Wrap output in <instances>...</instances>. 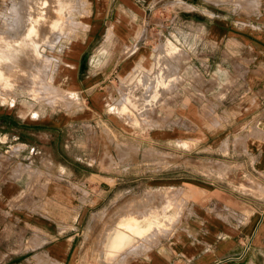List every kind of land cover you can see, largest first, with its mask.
Here are the masks:
<instances>
[{
	"label": "crops",
	"instance_id": "0c3cea01",
	"mask_svg": "<svg viewBox=\"0 0 264 264\" xmlns=\"http://www.w3.org/2000/svg\"><path fill=\"white\" fill-rule=\"evenodd\" d=\"M167 4L92 0L93 30L71 42L57 72L79 104L37 111L0 103V264H264V15L217 12L202 33H164ZM182 10L192 26L195 9ZM170 47L180 55L165 57ZM161 60L179 77L172 92L161 77L162 125L135 127L119 107L140 77L151 84ZM91 127L97 143L87 152ZM122 140L130 151H171L173 163L154 164L187 173L150 176L151 160L132 156L119 175ZM151 187L184 193L179 221L145 253H129L131 244L109 255L108 238L91 233L97 204Z\"/></svg>",
	"mask_w": 264,
	"mask_h": 264
},
{
	"label": "rangeland",
	"instance_id": "374dc122",
	"mask_svg": "<svg viewBox=\"0 0 264 264\" xmlns=\"http://www.w3.org/2000/svg\"><path fill=\"white\" fill-rule=\"evenodd\" d=\"M19 1L21 0H0V41L1 35L9 34L1 32L2 30H5V27L7 25L6 18H12V15L9 14L10 10L15 6L14 4ZM91 1L92 0H65V13L68 20L64 24L63 33H57V38L53 40V45L49 46L46 53L45 51H43L44 54H47L50 58V67L52 71L50 79L58 86H60V79L59 76H57L59 75L57 74V72L60 68L59 66L63 65V60H66L65 53L68 51L71 42H73L74 39L77 38L79 33H84L86 31L92 32L93 30L92 26H90L91 23L89 21V18L93 14ZM170 1L171 4H167L165 6V10L162 12L165 17L163 21V25L165 27L164 33H202L204 29L203 24L206 19H208L207 15H209V17H215V15H217V12L231 11L233 15L239 18L249 17L251 15L262 17L264 15V0H204V4L196 6L188 3H183L182 0ZM180 9H195L193 13H197L198 20H194L195 23H192L191 26V20H189V18L184 15V10H182L181 12L179 11ZM176 13H178V17L180 16V18L175 16ZM152 26H154V24ZM175 50H171V47L167 49V54L165 55V57L170 59L174 55H180L181 51L178 49L175 53ZM181 55H183V53ZM161 62L162 63L157 65L156 70L154 69L155 71H153L152 74L147 77L152 81H150L151 84L146 85L143 78L140 77L136 85L130 90L127 96V98H130V101L133 100V98L137 97V95L140 97H144L143 100H148L149 96L146 97L144 94L147 90H149V94L151 95V97L152 95H154L153 101H145L144 103L141 102L142 100L137 101L140 108L139 111L134 110V115H132V112L128 111L129 115L132 116V123L135 127L140 125L156 127L162 125L155 118V114L158 109L157 106L159 104V102L157 101V98L160 94L159 90L166 85V83L161 80V77L164 80L166 79V81L169 83L166 88L171 90L172 92L174 73L172 72L173 66L170 64L169 60H161ZM31 71L32 69H28V73ZM178 78L179 77H177L176 79ZM27 83L28 79L24 78L20 79L17 84L11 88L12 90L10 88H7L8 91L11 90L9 91V96H4L6 97V99L2 100V95L0 94V103L6 105L7 103H12V101H18V103H24L26 108L31 105L37 106V111H39L40 109L44 110L46 106H48L49 109H57L72 108L75 105L79 104L78 100L76 99L75 93L71 91L67 92V90L65 91L64 88V94L66 93L69 98L65 97L64 99H61L54 95L53 97H55V99L53 98V100H46L47 93L41 92L39 93L40 95H38L27 91ZM154 85L158 86V91L151 94ZM49 94L50 93H48V95ZM130 101L128 102L129 105H131ZM123 103H121V105H123ZM119 109L121 112H127V110H123L122 107H119ZM138 113H140V117L137 116ZM94 131L95 130L93 129V127H91L88 138L87 136L86 139L84 138V140H86L85 149L87 150V152H89V149L93 151V148L97 143V138ZM136 137L138 136H135V138ZM127 141L122 140V143L118 141L119 143L117 146V151L115 150L119 161V175L126 173V167L122 163H124L128 157L132 156L134 157L135 163H140L143 158H149L151 160L149 168L146 166V168L144 169L145 172H147V170L149 169L150 176H177L187 173V171H184L183 169L178 171L173 170V164L169 166H158L154 164V162L157 161L159 157L164 158L169 163H173V154L170 153L171 151L166 150L165 153L158 152V149H153V147L155 146L153 144H151V148L149 150H141L135 148L133 151H130L126 148ZM135 141L138 142V139H135ZM107 142H109L110 144L109 137H107ZM107 150L109 154L110 150ZM198 154L202 155V153ZM134 173L142 174V166H135ZM139 185V192L141 193V184ZM126 186L127 184L125 182L118 184L119 190H125L127 188ZM115 201L116 203H112V205H110V199H105L104 201L100 202V204H97V209H99V211L94 216L97 226L95 230L93 227L91 233H93V235H95L99 239L108 238L105 241V244L119 228L126 227L129 224H138L142 227L143 233L141 234L140 238H137L130 244L127 243L120 249V251L111 254V256L119 254L122 250L126 249L131 244H133V246L131 247L132 250H129V253L132 252L135 256L145 253L147 249L151 248L153 244L157 243L158 237L168 236L170 234L172 227L179 221L180 217L183 214V211L188 204V199L184 196V193H181L179 189H173L169 187H166L165 189L151 187L144 193V196L134 198L118 197Z\"/></svg>",
	"mask_w": 264,
	"mask_h": 264
},
{
	"label": "bare ground",
	"instance_id": "6f19581e",
	"mask_svg": "<svg viewBox=\"0 0 264 264\" xmlns=\"http://www.w3.org/2000/svg\"><path fill=\"white\" fill-rule=\"evenodd\" d=\"M14 5L9 12L12 18H6L7 25L1 32L9 33L1 35L0 41V94L2 100L6 99L4 96L9 94L13 86L24 78L28 79L26 90L38 95L41 92L47 93L46 100L55 99L54 95L61 99L68 97L66 93L64 94L62 87L51 81L50 58L43 52L46 53L49 46L53 45L57 33H63L64 24L68 20L65 13V0H21ZM28 69H32V71L28 73ZM7 88L11 90L8 91ZM157 91L158 86L154 85L151 94ZM127 99L120 107L132 112V115H134V110L139 111L140 107L137 101L142 100L141 102L144 103L152 100L149 98L143 100L144 97L138 95L131 101L129 97ZM129 101L131 105L128 104ZM142 233V227L135 223L119 228L104 245L106 252L111 255L120 251L127 243L130 244L140 238Z\"/></svg>",
	"mask_w": 264,
	"mask_h": 264
}]
</instances>
